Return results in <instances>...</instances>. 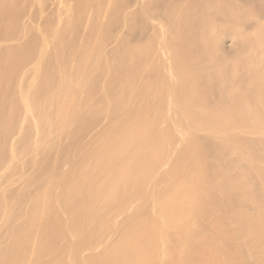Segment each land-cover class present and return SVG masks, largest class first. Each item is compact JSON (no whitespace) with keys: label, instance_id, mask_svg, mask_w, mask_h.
Instances as JSON below:
<instances>
[{"label":"bare ground","instance_id":"bare-ground-1","mask_svg":"<svg viewBox=\"0 0 264 264\" xmlns=\"http://www.w3.org/2000/svg\"><path fill=\"white\" fill-rule=\"evenodd\" d=\"M28 12L0 37V264H264V0Z\"/></svg>","mask_w":264,"mask_h":264},{"label":"rangeland","instance_id":"rangeland-1","mask_svg":"<svg viewBox=\"0 0 264 264\" xmlns=\"http://www.w3.org/2000/svg\"><path fill=\"white\" fill-rule=\"evenodd\" d=\"M16 0L15 3L7 5L0 12V37L6 34H12L19 27L20 22L26 18L29 13V5L32 0ZM51 4V3H50ZM49 10H53L52 5L48 6ZM51 8V9H50ZM32 15V14H31ZM35 15V14H34ZM31 54H25L22 62H27L32 58ZM10 87V86H9Z\"/></svg>","mask_w":264,"mask_h":264}]
</instances>
